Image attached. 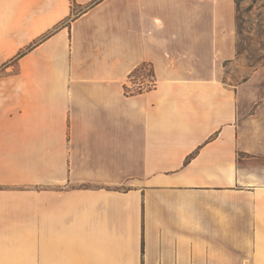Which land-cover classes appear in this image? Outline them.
<instances>
[{
  "label": "crops",
  "instance_id": "crops-1",
  "mask_svg": "<svg viewBox=\"0 0 264 264\" xmlns=\"http://www.w3.org/2000/svg\"><path fill=\"white\" fill-rule=\"evenodd\" d=\"M226 7L0 0V264H264V99Z\"/></svg>",
  "mask_w": 264,
  "mask_h": 264
},
{
  "label": "rangeland",
  "instance_id": "rangeland-1",
  "mask_svg": "<svg viewBox=\"0 0 264 264\" xmlns=\"http://www.w3.org/2000/svg\"><path fill=\"white\" fill-rule=\"evenodd\" d=\"M227 14L226 4L231 2L236 8V32L233 34V47L240 60L237 68V80L240 84V98L261 101L264 99V0H221ZM225 14V12H224ZM230 69L224 72L223 79L230 82ZM228 77V78H227ZM152 82L151 74L136 70L131 75V82ZM145 79V80H144ZM233 78V82H234ZM127 94L140 93L133 86L127 88ZM262 106L248 105L251 113L264 111ZM260 112V113H261Z\"/></svg>",
  "mask_w": 264,
  "mask_h": 264
},
{
  "label": "built area",
  "instance_id": "built-area-1",
  "mask_svg": "<svg viewBox=\"0 0 264 264\" xmlns=\"http://www.w3.org/2000/svg\"><path fill=\"white\" fill-rule=\"evenodd\" d=\"M138 72H142L144 75L145 74H151V78L153 80V73H152V68L150 66H144L140 69H138ZM145 80V79H144ZM133 88L137 89L139 92L147 91L150 90L152 87H154V81L151 83H145L144 81L140 80L137 81L136 83H133Z\"/></svg>",
  "mask_w": 264,
  "mask_h": 264
}]
</instances>
